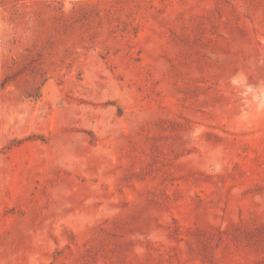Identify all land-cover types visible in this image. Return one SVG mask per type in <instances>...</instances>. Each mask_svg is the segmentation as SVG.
<instances>
[{
    "label": "rangeland",
    "instance_id": "374dc122",
    "mask_svg": "<svg viewBox=\"0 0 264 264\" xmlns=\"http://www.w3.org/2000/svg\"><path fill=\"white\" fill-rule=\"evenodd\" d=\"M0 264H264V0H0Z\"/></svg>",
    "mask_w": 264,
    "mask_h": 264
}]
</instances>
